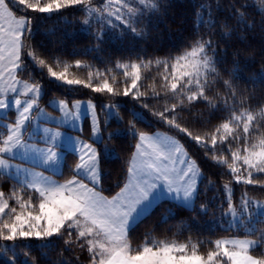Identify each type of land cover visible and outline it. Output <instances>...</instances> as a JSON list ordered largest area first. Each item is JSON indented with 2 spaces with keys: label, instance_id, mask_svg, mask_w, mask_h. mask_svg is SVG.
Segmentation results:
<instances>
[{
  "label": "snow or ice",
  "instance_id": "snow-or-ice-1",
  "mask_svg": "<svg viewBox=\"0 0 264 264\" xmlns=\"http://www.w3.org/2000/svg\"><path fill=\"white\" fill-rule=\"evenodd\" d=\"M190 6L178 42L149 57L137 43L150 38L173 0H0V264H264V70L242 85L241 63L256 61L238 46L259 29L264 63V0ZM48 20L79 24L104 70L75 78L71 69L93 66L37 40ZM117 50L135 59H113ZM50 85L84 86L109 103L53 99L55 116L40 103ZM121 108L132 118L125 122ZM145 109L176 135L141 129ZM113 121L123 127L105 134ZM114 137L131 143L113 186L104 165L120 159L106 142ZM208 160L222 185L205 171ZM209 188L213 195L198 203ZM166 200L196 217L218 208L205 221L209 230L233 234L180 241L152 229L134 244L133 232ZM174 215L170 207L163 219Z\"/></svg>",
  "mask_w": 264,
  "mask_h": 264
},
{
  "label": "trees",
  "instance_id": "trees-1",
  "mask_svg": "<svg viewBox=\"0 0 264 264\" xmlns=\"http://www.w3.org/2000/svg\"><path fill=\"white\" fill-rule=\"evenodd\" d=\"M193 13L194 9L190 6V0H173V7L171 8L169 14L163 18V21L159 24L158 28L152 29V34L149 39L145 41H139L137 43V51L143 48L147 51L149 57L165 56L167 54L168 48L173 47L178 42L179 33L183 31L182 22L185 19L190 22L193 18ZM253 15L258 22L260 16L255 13ZM72 19H75V17H72ZM44 29H54V31L45 32ZM37 40L42 41L47 49L57 51L58 53L59 51H75L77 55L65 58L72 61L75 59H81L85 63L91 64L93 66L91 69L85 67L71 69L70 71L74 73L75 78H87L88 73L90 71H94L96 68H99L101 71L104 70L105 65L99 58H97V54L94 52H87V50L94 45L95 41L92 39V37L88 36L86 32L80 30L79 24L66 25L63 23H58L55 20H48L42 25L41 31L37 36ZM238 46L246 47L247 51H245L244 55L246 57L252 56L256 61L254 62L253 60L249 59L246 63H241L239 70L240 76L242 78L240 81L241 84L244 86H252V78L264 70V63L259 62L261 58L259 55H257L261 48L259 29H257V33L254 37L249 38L248 40L244 41L242 45ZM103 55L106 57L107 52H105ZM128 56H132V58L135 59V56L132 53L126 50H117L114 52L113 59L127 58ZM109 67H111V64H109ZM228 67L231 68L232 65L229 64ZM255 86L257 89H259L258 83ZM49 87L50 91L48 92V96L42 100L45 103H47L52 97L63 99L67 98L69 100L94 99L97 100L98 103H109V100L105 94L93 93L91 89H88L84 86H75V88H69L68 91H65V89L56 85H50ZM116 99L121 98L117 97ZM120 112L125 122L132 118L125 108H121ZM144 112L146 113V121L141 122L138 125L141 129L149 130L148 125L151 124V130H164L176 135L174 131L170 132L168 127L156 123V118L152 116V113L148 109H145ZM101 115H103V113H101ZM118 127H123V125H119L113 121L111 126L105 130V134H107L108 131H113ZM106 142L108 143L109 147L115 149L116 153L120 157L119 160H116L114 156L109 157V162H106L104 165V171L109 173V175L105 176L104 178L105 184H111L114 186L121 178V166L124 159L129 154L128 148L131 143V138L129 137L127 140H125L123 138L114 137L112 140ZM186 147H188L190 153H197V149L194 144L186 145ZM205 171L208 173L209 177L212 180H215L219 185H222L225 182L224 178H220L215 175L216 169L211 160L207 161L205 165ZM115 191H118V189L114 187L112 194H114ZM252 194L259 195V193ZM212 195L213 190L209 188L206 194L202 193L201 199L198 203L206 202L208 197H211ZM239 195L240 190L237 189L236 196L239 197ZM170 207L173 209L175 214L174 218H169L165 221L163 219L165 211ZM213 212L216 213V216H219V209L212 206L210 207L207 216L199 215L196 217L186 208H177L174 204H169L166 200L165 203L161 204L159 208H157V210L150 217H148L147 220H145L136 228L132 234L133 243H142L145 232L152 229H155L153 232L155 237L161 239L175 238L180 241H184L188 237H191L194 241H205L208 238L215 239L218 235H232L233 233H225L219 229L215 234L209 230L211 225L206 224L205 221L214 219L212 215ZM182 221L184 223H182ZM184 224H190L191 230L184 227ZM239 234L243 235L244 233L241 232ZM34 254L39 255L38 252H34ZM50 255L54 257L55 253H50Z\"/></svg>",
  "mask_w": 264,
  "mask_h": 264
},
{
  "label": "rangeland",
  "instance_id": "rangeland-1",
  "mask_svg": "<svg viewBox=\"0 0 264 264\" xmlns=\"http://www.w3.org/2000/svg\"><path fill=\"white\" fill-rule=\"evenodd\" d=\"M53 99H55V100H59V99H63V98H58V97H52V98H50L49 100H48V102L49 101H51V100H53ZM74 100H87V99H74ZM45 103L44 101H41L40 103H41V107H44L45 108V110L48 112V113H50V114H52V115H55V116H59L60 115V112L58 111V110H56L55 109V107H53V106H49V103ZM13 115H14V113H12ZM48 126H50V127H56V125L55 124H50V125H48ZM158 131H160V132H162V133H166V134H168V135H174V134H171V133H169V132H166V131H164V130H158ZM72 135H79L80 133H75V132H72L71 133ZM89 135H91V129H90V126H88L87 124L85 125V130H84V136H85V138H87ZM68 163H69V165H71V163H72V158L70 157L69 158V160H68ZM66 175H68L69 173H65ZM49 175H52V173H49ZM56 179H63V177H61V176H57L56 177ZM107 194V193H106ZM240 235V234H239ZM243 235H245V234H243ZM243 235H241V236H243Z\"/></svg>",
  "mask_w": 264,
  "mask_h": 264
}]
</instances>
